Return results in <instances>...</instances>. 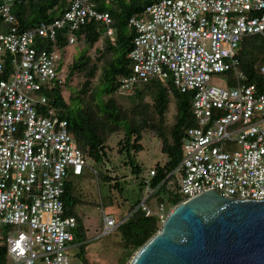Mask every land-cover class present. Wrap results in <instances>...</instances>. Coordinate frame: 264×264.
<instances>
[{
    "label": "built area",
    "instance_id": "obj_1",
    "mask_svg": "<svg viewBox=\"0 0 264 264\" xmlns=\"http://www.w3.org/2000/svg\"><path fill=\"white\" fill-rule=\"evenodd\" d=\"M21 1L0 0V246H6V264H76L68 250L78 221L65 215L63 193L67 178L83 175L88 165L68 120L49 107L45 91L65 79L60 51L40 38L54 42L67 28L72 45L91 20L101 21L109 36L115 28L95 0H70L52 20L23 29L13 11ZM129 25L136 30L130 71L118 76V93L171 78L192 95L198 124L185 129L174 171L179 203L210 188L264 199V92L245 81L239 58L245 37L264 35V0H156L132 15ZM228 71L236 85L226 78L224 87L211 84L212 75ZM260 72L264 78V64ZM154 174L145 177L138 207L163 221L179 203L170 209L148 204L156 191ZM103 217L102 234L120 225L105 211Z\"/></svg>",
    "mask_w": 264,
    "mask_h": 264
},
{
    "label": "trees",
    "instance_id": "obj_2",
    "mask_svg": "<svg viewBox=\"0 0 264 264\" xmlns=\"http://www.w3.org/2000/svg\"><path fill=\"white\" fill-rule=\"evenodd\" d=\"M95 1L99 10L110 13L112 26L115 28L113 36L116 37V41L112 42L109 39V35H106L105 32L106 27L101 21L91 20L82 25L75 33V43L82 37L89 44L99 41L103 34L108 37V47L106 49L107 53L110 54V58L99 65L97 64L99 70H102L103 77L99 88L92 91L91 101H83L82 104V99L76 97L74 106L73 103L66 102L62 95V88L67 84L68 74L63 84L55 85L52 89L45 91L49 99V107L54 108L57 114L68 120L76 144L84 152L86 164L91 167L94 163L103 162L107 154L106 143L108 137L123 127L125 130L123 142L128 152L127 156L131 170L139 180V191L143 195L145 177L151 170H155V174L151 178V184L156 188V191L147 202L153 208H157L158 204L164 203L166 208L170 209L181 201L179 195L174 193V187L178 184V175L174 171L183 157L185 129L198 124L192 111V95L190 92H181L171 78L167 80L153 78L147 83L137 84L133 89V91H136V97L137 95L143 97L144 90L150 89L149 93H151L154 102L152 115H149V111L145 109L148 105L143 106L141 102L138 103L140 107L135 106L127 112L124 111L116 102L117 95H120L118 93L117 78L119 75L127 74L130 71L128 53L132 48L136 30L129 25V18L139 13L145 5L156 0ZM69 2L70 0H23L14 5L13 11L19 27L25 29L36 25L40 20H52L68 7ZM3 27L4 30H7L6 25L2 24ZM67 31V28L59 30L54 42L43 38H40V42L50 49L56 47L62 56V53L69 46ZM239 58L240 68L245 74V81L256 84L258 91L264 92V78L260 72V66L264 64V35L258 34L245 37L241 44ZM82 59L80 62L73 63V69L79 67ZM97 66L96 69H98ZM73 69L70 74L73 73ZM94 74L95 72L92 71L91 75ZM221 74L228 80L229 86L237 84L233 72L228 71ZM89 82H91L90 79L85 81L84 87H88ZM142 87L144 88L142 89ZM104 94L109 95L107 100L103 99ZM172 97L176 100L178 116L174 127L169 130L168 134L162 125ZM143 101L144 99H142ZM42 109L45 110L44 107ZM144 130L152 131L161 139V149L166 156L164 162L156 161L152 164V167H147V172L145 165L138 160V153L143 151L140 140ZM133 136H136V138L133 139ZM132 151L136 153H132ZM104 178L111 180L107 176ZM172 181L174 186L171 185ZM75 189L76 185L72 175H70L65 182L63 193L65 215L77 218L78 226L74 230L72 243L78 244L80 247L78 252L80 264H89L86 252L88 229L77 211V207L82 204V201L74 194ZM141 200L142 196L132 204V214L127 219L117 220L120 223L117 230L122 235L124 247L130 250L127 258L133 256L138 248L160 229L162 223L158 215H146V212L138 207ZM6 261V246H0V264H6Z\"/></svg>",
    "mask_w": 264,
    "mask_h": 264
},
{
    "label": "rangeland",
    "instance_id": "obj_3",
    "mask_svg": "<svg viewBox=\"0 0 264 264\" xmlns=\"http://www.w3.org/2000/svg\"><path fill=\"white\" fill-rule=\"evenodd\" d=\"M108 37L112 42L116 41L115 36ZM108 37L103 34L101 39L94 44L87 43L85 38L82 37L77 43L69 45L66 51L62 53L61 69H63L62 75L65 80L69 74L67 84L62 88V95L66 102L73 103L75 106L76 97L82 99V104L92 100V91L99 88L103 78L102 70H99L97 64L99 65L110 58V54L107 53L106 49L108 47ZM81 59L79 67L73 69V63L80 62ZM96 66L98 69H96ZM72 69L73 73L70 74ZM92 71L95 72L94 75H91ZM88 79L91 82H89L88 87H84V82ZM224 81L225 77L222 74H214L210 80L211 84L221 87H224ZM149 91L150 89L144 90L143 97L139 95L136 97V91L120 94L117 95L116 102L126 112L135 106L140 107L138 103L141 102L143 106L148 105L145 109L149 111V115H152L154 102ZM102 97L107 100L109 95L104 94ZM142 99H144L143 102ZM177 116L176 100L172 97L162 125L168 134L169 130L174 127ZM135 138L136 136H133V139ZM124 139L125 130L122 127L108 137L106 143L107 154L103 162L94 163L92 167H86L80 177L71 174L76 185L74 194L82 201V204L77 207V211L88 229L86 252L89 264H128L133 257L129 256L127 258L130 250L124 247V241L119 230L116 229L110 234H102L104 228L103 211L113 215L117 220H125L132 214V204L144 195L139 191L138 177L131 170L127 156L128 152L123 142ZM140 141L143 145V151L138 153V160L145 165L146 172L156 161L164 162L166 160V156L161 149V139L152 131L144 130ZM132 153L136 152L132 151ZM105 176L111 180L105 179ZM171 185L174 186L173 181ZM161 225L162 223L160 227ZM79 250L80 247L74 245L69 251L71 259L78 264H80ZM37 264L43 263L38 260Z\"/></svg>",
    "mask_w": 264,
    "mask_h": 264
},
{
    "label": "water",
    "instance_id": "obj_4",
    "mask_svg": "<svg viewBox=\"0 0 264 264\" xmlns=\"http://www.w3.org/2000/svg\"><path fill=\"white\" fill-rule=\"evenodd\" d=\"M128 264H264V199L202 191L176 205Z\"/></svg>",
    "mask_w": 264,
    "mask_h": 264
},
{
    "label": "crops",
    "instance_id": "obj_5",
    "mask_svg": "<svg viewBox=\"0 0 264 264\" xmlns=\"http://www.w3.org/2000/svg\"><path fill=\"white\" fill-rule=\"evenodd\" d=\"M74 245H78V244H75V243H71L70 246H69V250L68 252L70 251L71 247L74 246ZM70 255V254H69ZM71 258V257H70ZM72 260V259H71ZM73 261V260H72Z\"/></svg>",
    "mask_w": 264,
    "mask_h": 264
}]
</instances>
